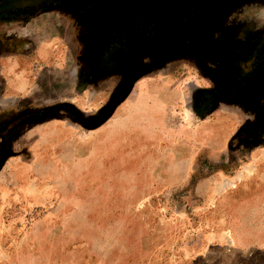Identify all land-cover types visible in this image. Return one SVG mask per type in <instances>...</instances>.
<instances>
[{
    "label": "rangeland",
    "instance_id": "obj_1",
    "mask_svg": "<svg viewBox=\"0 0 264 264\" xmlns=\"http://www.w3.org/2000/svg\"><path fill=\"white\" fill-rule=\"evenodd\" d=\"M0 264H264V0H0Z\"/></svg>",
    "mask_w": 264,
    "mask_h": 264
}]
</instances>
